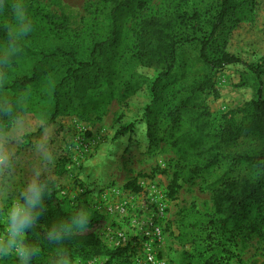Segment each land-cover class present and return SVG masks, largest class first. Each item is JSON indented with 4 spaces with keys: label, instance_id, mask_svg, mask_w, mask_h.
I'll return each instance as SVG.
<instances>
[{
    "label": "rangeland",
    "instance_id": "1",
    "mask_svg": "<svg viewBox=\"0 0 264 264\" xmlns=\"http://www.w3.org/2000/svg\"><path fill=\"white\" fill-rule=\"evenodd\" d=\"M142 1V9L135 5L118 16L115 46L96 55L106 66L85 74L88 81L63 102L68 117L40 132L53 86L68 67H75L65 56L43 61L42 55L59 48L77 60H88L94 44L111 36L109 11L101 0L0 4V25L8 28L9 35L19 27L11 5L23 6L29 31L14 41L33 51L0 65V102L11 109L8 115L18 117L10 131L0 135V148L15 160L9 190L16 192L36 172L41 179L54 181L51 204L70 211L87 209L88 227L80 233L96 235L110 250L126 247L130 264H264V241L249 234L246 221L220 230L212 205V192L220 182L237 176L255 179L264 167V141L239 137L219 142L218 137L226 125L241 120L258 88L264 97V74L259 87L255 74L242 64L207 73L196 62L197 43L185 42L178 46L176 65L153 100L150 87L157 71L143 66L136 56L141 21L175 12L198 13V25L184 32L190 40L200 35L196 27L208 29L216 0ZM243 15L227 50L255 65L264 56V0H254L253 10ZM2 47L9 45L5 42ZM34 65L41 71L53 70L26 89H11L16 80L30 75ZM204 75L211 88L190 93L191 85ZM95 76L105 84L88 87ZM176 110L179 120L172 128L168 113ZM138 124L146 125L140 136ZM235 155L254 163L236 165ZM60 157L67 159L66 171L56 178L53 171ZM211 157L217 161L205 168ZM193 167H201L200 172L192 174ZM127 184L140 190L126 188ZM148 255L153 263L147 261ZM89 260L74 257L76 264ZM92 260L104 264L107 258Z\"/></svg>",
    "mask_w": 264,
    "mask_h": 264
},
{
    "label": "trees",
    "instance_id": "2",
    "mask_svg": "<svg viewBox=\"0 0 264 264\" xmlns=\"http://www.w3.org/2000/svg\"><path fill=\"white\" fill-rule=\"evenodd\" d=\"M101 2L109 11V20L112 23L111 36L94 44L88 60H77L69 52L66 53L63 49L59 48L50 50L47 55H42L43 61L54 60L57 56H65L69 60L67 61L75 67H68L64 71V75H61L53 86L47 98L50 109L47 117L41 120L42 125L38 128V132L55 125L63 118H67L68 113L63 102L65 100L69 102L70 98L68 97L74 93V89L77 91L79 84L88 81L85 74L90 73L89 71H94V68L96 71L101 72L103 66H106V62H98L96 55H101L106 49L115 46L117 42L116 29L118 16L121 13L129 11L135 5L139 9L144 7L142 0H101ZM253 7L254 0H216L215 7L213 8V17L211 22H209L208 29L205 31L201 27H196L200 35L192 37L190 40L188 39V33L185 34L184 32H188L191 26L198 25V13H193L189 16L184 12H175L162 16H149L143 19L138 34L136 56L143 66L157 71V76L150 87L153 100L157 98V91L161 82L170 77L176 65L178 46L185 42L197 43L196 62L207 73L222 70L230 65L242 64L255 74L260 87L261 75L264 74V56L255 65L246 64L242 59L227 50L231 33L245 18L243 13L246 10H253ZM191 22H193V25H191ZM10 36L8 28L0 25V45L6 42L15 50L21 48V51H17V53L8 59L14 60L25 51L30 54L33 53L27 47H23L20 41L10 40ZM52 70L53 68H50L49 71H41L38 66L34 65L29 76L27 75L16 80L10 88L26 89V87L32 85L37 79L45 76ZM88 84H90L88 87L98 88L105 83L98 81V77L95 76ZM210 88V79L204 75L199 81L191 85L189 92H203ZM242 112L243 116L238 123L228 124L220 131L218 134L220 138L219 142H221L222 138L225 142H234L239 137H250L258 141H264V97L261 95L259 88L256 92V98L249 102ZM168 117L170 118L171 127L174 128L179 120L178 110L168 113ZM17 119L16 114L0 115V135L8 133ZM148 138L151 141L153 140L149 133ZM171 143L172 146L176 145L175 141ZM218 147L216 146L215 148ZM216 161L217 158L211 157L205 164V168L210 167ZM232 161L236 165L254 163L252 158L243 155H235ZM66 164L67 159L65 157H60L57 160L53 171V175L56 178L65 174ZM200 170L201 167H193L190 171L196 175ZM42 180L47 185L43 212L28 234L29 241L40 248V253L33 261V264H50L58 247L68 252L73 264H76L74 262L75 255H79L83 260L105 257L107 260L104 264H115L114 262L117 260L124 263L129 262L126 247L110 250L92 233L81 234V231H76L66 237L60 245L49 242L46 238V232L49 228L54 224L67 222L76 211H70L60 205H52L50 199L55 196V182ZM125 187L132 188L136 192L140 190V188L135 187L133 184H127ZM212 205L220 230H224L229 223L246 221L248 223L246 228L249 234L256 235L264 241V167H261V172L255 179L237 176L220 182L212 192ZM9 258L0 260V264H16L15 259Z\"/></svg>",
    "mask_w": 264,
    "mask_h": 264
},
{
    "label": "clouds",
    "instance_id": "3",
    "mask_svg": "<svg viewBox=\"0 0 264 264\" xmlns=\"http://www.w3.org/2000/svg\"><path fill=\"white\" fill-rule=\"evenodd\" d=\"M3 0H0L2 4ZM19 27L14 30L10 40L18 39L29 31V26L24 23L25 11L21 4L11 5ZM12 47L0 48V65L14 55ZM11 109L0 102V115H6ZM146 129V125L138 124V135ZM15 160L11 153L0 148V214L4 221V229L0 231V260L12 257L16 264H33L38 257L40 248L33 245L28 238L43 212V202L47 194V185L36 172L26 181L23 187L16 192H10V186L14 184ZM90 213L87 209H79L67 222L54 224L46 232L49 242L60 245L66 237L73 232L83 231L88 227ZM50 264H73L71 256L63 248L58 247ZM88 264H94L90 259Z\"/></svg>",
    "mask_w": 264,
    "mask_h": 264
},
{
    "label": "built area",
    "instance_id": "4",
    "mask_svg": "<svg viewBox=\"0 0 264 264\" xmlns=\"http://www.w3.org/2000/svg\"><path fill=\"white\" fill-rule=\"evenodd\" d=\"M154 234L156 236H159L160 235V230L157 227H154ZM147 261L153 263V257L151 255H148Z\"/></svg>",
    "mask_w": 264,
    "mask_h": 264
}]
</instances>
